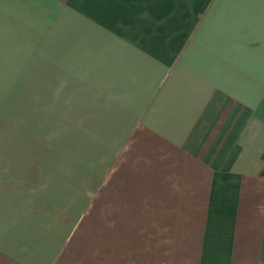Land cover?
Returning a JSON list of instances; mask_svg holds the SVG:
<instances>
[{"label": "crops", "instance_id": "1", "mask_svg": "<svg viewBox=\"0 0 264 264\" xmlns=\"http://www.w3.org/2000/svg\"><path fill=\"white\" fill-rule=\"evenodd\" d=\"M0 264H264V0H0Z\"/></svg>", "mask_w": 264, "mask_h": 264}]
</instances>
